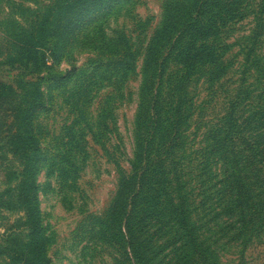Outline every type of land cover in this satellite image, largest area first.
<instances>
[{
  "label": "rangeland",
  "instance_id": "rangeland-1",
  "mask_svg": "<svg viewBox=\"0 0 264 264\" xmlns=\"http://www.w3.org/2000/svg\"><path fill=\"white\" fill-rule=\"evenodd\" d=\"M14 1L36 10L55 0ZM205 1L71 0L70 13L82 9L88 15L71 20L69 14L63 15L66 8L60 19L42 26L41 43L52 49L44 51L48 59L28 67L25 59L23 64L1 68L0 81L13 86L24 102L22 108L32 113L34 140L27 167L9 169L6 159L13 161L14 149L0 152V192L14 185L27 191L26 201L37 211L52 264H120L123 260L124 251L109 239L108 227H113L110 221L114 219L115 232L124 233L128 219L133 223L141 217L140 203L131 199L136 188L124 197L121 211L113 212L111 207L124 179L140 173L143 164L137 155H149L153 161L164 159L165 166L171 165L163 141H170L172 128L164 120L159 132L153 131L152 103L146 98L159 85L161 62L198 11L212 10L201 20L204 28L216 19L220 23L224 13L219 11V3L224 0ZM247 10L242 16L236 14L222 35L221 43L230 46L225 56L230 62L227 74L213 86L210 71L199 68L186 93L195 105L185 128L189 144L185 180L191 179L203 231L220 251L223 264H264V244H253L245 251L244 244L229 242L224 233H216L213 224L208 227L213 226L214 233L208 230L206 224L213 216L205 217L202 211L197 167L206 136L221 122L231 99L247 91L251 98L245 105L263 103L264 35L256 37V12ZM8 12L0 0V28L5 27L2 22ZM15 17L26 35L27 14ZM2 37L0 33L4 44ZM172 52L165 76L166 94L181 83L175 78L184 74L179 64L183 57L177 60L176 51ZM141 113L144 123L138 124ZM152 134L157 135L155 144L147 146L148 152L137 147V142ZM17 151L22 153L20 148ZM176 154L178 159L183 156L182 152ZM2 214L0 264H13L3 249L12 246L8 236L22 231L25 214Z\"/></svg>",
  "mask_w": 264,
  "mask_h": 264
},
{
  "label": "trees",
  "instance_id": "trees-1",
  "mask_svg": "<svg viewBox=\"0 0 264 264\" xmlns=\"http://www.w3.org/2000/svg\"><path fill=\"white\" fill-rule=\"evenodd\" d=\"M69 1L55 0L34 10L14 0H2L9 12L2 22L5 27L0 28L4 41V44L0 42V70L3 66L23 64L25 59L27 67L48 59L44 51L52 49H46L41 43L42 26L66 14L71 20L88 15V11L82 9L70 13L72 5ZM245 8L248 13L251 10L256 12V37L264 35V0H224L219 3V11L224 13L220 23L216 19L213 25L204 28L206 25L202 26L201 20L212 10H199L194 22L185 26L160 64L159 85L151 98L146 99L147 103H152L153 131L158 133L164 120L172 128L170 141H163L171 165L165 166L164 159L153 161L149 155H137L143 164L140 173L124 179L122 191L111 210L121 211L124 197L128 196L129 190L136 188L131 199L140 203L141 217L133 223L128 219L124 233L117 229L116 233L115 221H110L113 227H108L111 231L109 239L124 251L120 264H223L220 251L203 231L205 225L195 206L191 179L185 180L186 169L189 168L185 163L189 145L185 128L195 105L186 93L194 72L199 68L210 71L209 82L213 86L227 74L230 62L225 60V56L230 46L221 43L222 35L230 29L236 14H245L242 12ZM18 14H27L26 35L15 17ZM173 50L177 60L183 57L179 64L184 74L175 78L181 83L175 84L173 90L166 94L165 76ZM241 95L229 101L221 122L209 130L203 158L197 167L200 168L202 211L205 217L213 216L206 226L213 224L216 233H224L229 242L244 244L246 251L253 244H264V97L262 105L252 107L245 105L251 94L245 91ZM23 105L15 88L0 81V152L14 149L13 161L6 159L11 170L15 165L27 167L28 153L34 140L30 126L32 113L30 109L26 112ZM142 122L141 113L138 124ZM156 135L152 134L146 141L140 140L137 147L148 152L147 146L155 144ZM19 148L22 153H18ZM177 152L183 154L180 159ZM26 200L27 191L19 185L8 186L0 192V221L4 219L3 211L25 214L22 231L8 236L12 246L9 244L3 251L9 252L13 264H52L46 254L47 240L42 234L37 211ZM213 226L208 227L210 232H213Z\"/></svg>",
  "mask_w": 264,
  "mask_h": 264
}]
</instances>
